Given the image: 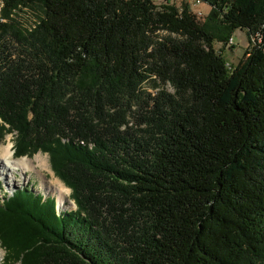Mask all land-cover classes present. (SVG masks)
<instances>
[{"label": "trees", "instance_id": "1", "mask_svg": "<svg viewBox=\"0 0 264 264\" xmlns=\"http://www.w3.org/2000/svg\"><path fill=\"white\" fill-rule=\"evenodd\" d=\"M203 1L200 21L168 1L0 0V141L47 153L76 206L3 196V264H264V0ZM237 29L231 69L214 44ZM151 77L173 91L149 96L137 134Z\"/></svg>", "mask_w": 264, "mask_h": 264}, {"label": "rangeland", "instance_id": "2", "mask_svg": "<svg viewBox=\"0 0 264 264\" xmlns=\"http://www.w3.org/2000/svg\"><path fill=\"white\" fill-rule=\"evenodd\" d=\"M157 6L169 3L174 4L177 7H182L184 4H188L190 11L193 13L195 11L201 10L204 14L209 11V6L207 4L201 6H193L191 0H153ZM17 15L14 19L19 23V26L23 30H31L36 23V18L38 11L35 8L24 7L21 11H16ZM158 34L161 37H176V35H169L167 32L159 31ZM249 46L248 38L244 30L237 29L233 35L229 38L225 45L220 43H215L214 47L218 53H221L226 59L228 68H235L240 64L243 59L244 52ZM24 47L18 42L9 40V50L13 56H22L25 53ZM159 90H166L167 92H172L173 88L168 83H163L159 79L151 77L147 79L141 85V92L139 98L131 104V108L128 111V126L130 131L134 133H141L145 125L142 124L143 114L147 109V105L151 100L149 96H154ZM14 136L11 133L5 135V137L0 141V148L3 145L10 144L12 150V156L14 157ZM39 155L41 161H45V165H40L36 160V156ZM32 161L29 165L27 171H23L21 168L10 170L7 173L6 181L5 177H0V199L2 201L3 196L12 195L11 193L16 190L27 188L35 194L42 195L43 199L52 198L55 202L56 211L63 212L65 210L75 209V203L71 199V189L68 188L58 177L55 176L53 170L51 169L50 159L47 153L38 151L28 156H23ZM15 158V157H14ZM22 158V157H19ZM55 187L61 189V192L56 190ZM3 250L0 247V264H3Z\"/></svg>", "mask_w": 264, "mask_h": 264}, {"label": "bare ground", "instance_id": "3", "mask_svg": "<svg viewBox=\"0 0 264 264\" xmlns=\"http://www.w3.org/2000/svg\"><path fill=\"white\" fill-rule=\"evenodd\" d=\"M36 160L40 165H45V161H41L39 155L36 156ZM32 163L31 160L22 157V158H14L12 156V150L10 144L3 145L0 148V177L6 176V181L9 182V178L7 179V173L11 170H17L21 168L24 172L29 169V165ZM56 190L61 192V189L55 187ZM62 193V192H61Z\"/></svg>", "mask_w": 264, "mask_h": 264}, {"label": "built area", "instance_id": "4", "mask_svg": "<svg viewBox=\"0 0 264 264\" xmlns=\"http://www.w3.org/2000/svg\"><path fill=\"white\" fill-rule=\"evenodd\" d=\"M191 1L193 6H201L206 4L203 0H191ZM193 15L195 16V18L199 19L200 21L203 20L205 16V14L201 10L193 12Z\"/></svg>", "mask_w": 264, "mask_h": 264}]
</instances>
